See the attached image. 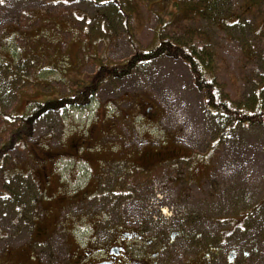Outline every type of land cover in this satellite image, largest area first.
Segmentation results:
<instances>
[{"label": "rangeland", "instance_id": "obj_1", "mask_svg": "<svg viewBox=\"0 0 264 264\" xmlns=\"http://www.w3.org/2000/svg\"><path fill=\"white\" fill-rule=\"evenodd\" d=\"M161 42L204 50L236 106L264 104V0H0V264H72L141 224L199 244L176 256L212 242L219 264H264V126L211 113L183 59L142 63ZM93 84L89 107L19 119Z\"/></svg>", "mask_w": 264, "mask_h": 264}, {"label": "flooded vegetation", "instance_id": "obj_2", "mask_svg": "<svg viewBox=\"0 0 264 264\" xmlns=\"http://www.w3.org/2000/svg\"><path fill=\"white\" fill-rule=\"evenodd\" d=\"M148 105L149 102L147 101L141 103L140 112L143 114V118L156 120V113L153 110L150 111L147 108ZM173 149L169 151L170 153L157 151V153L150 154L149 160L160 158L174 160L179 153L176 150L177 148ZM148 154H145L147 158ZM162 162L163 160L160 163ZM146 164L148 165V160ZM83 187V190L90 188L89 185ZM83 187H80L76 194ZM82 196H85L84 193H82ZM106 232H108V236L102 243L97 242L93 245L92 242L88 250L78 248L74 256L77 261L72 264H210L211 262L219 264L216 257H214L219 253V250L216 246H213L212 242L204 244L206 248L194 257L186 258L174 255L170 251L174 245L182 243L184 248L199 245L190 241L180 242L181 237H183L182 233L172 232L165 235L161 231L152 232L148 226L142 224L133 227L115 228V230L110 228ZM45 233L47 231H42L40 236ZM99 238L101 239V237ZM221 240L224 241L225 238ZM229 252L228 263L226 264H238V258L241 257L238 255L240 252L235 249H230Z\"/></svg>", "mask_w": 264, "mask_h": 264}, {"label": "trees", "instance_id": "obj_3", "mask_svg": "<svg viewBox=\"0 0 264 264\" xmlns=\"http://www.w3.org/2000/svg\"><path fill=\"white\" fill-rule=\"evenodd\" d=\"M108 2L109 1L105 2L107 5L101 2H96L95 4L99 5V7L107 8V6L112 3L117 7V4L113 3V1H111L110 3ZM190 44V42H161L160 44L156 45L151 52H146V55H143L141 61H143L142 63H148L163 56H167L173 59H183L189 65L194 75L196 83L195 86L199 90H201L202 93H204L205 105L211 113L220 117H231L230 114H232V118L234 119L236 124L242 122V124L245 126L248 123H250L251 125L258 124L264 126V104L260 102L261 100H257L259 102H256V100H254L251 105H245L243 107L236 106L233 102H231L229 96H227V93L223 91L222 86L220 84H217V82L215 81V76L210 66V56L206 52H204V50L196 51L195 49H193V47L190 46ZM139 65L140 64L138 62L131 61L128 68L131 71L139 67ZM114 71L117 72L115 74L120 77L124 73V70ZM126 72L129 73V71ZM89 87H93L92 94L91 96L86 97L85 95H83V93L87 92ZM263 91L264 88L260 90L258 95L260 96L261 94H263ZM94 96H96V89L94 87V84L93 86L84 85L77 95H74L69 99H55L53 101L43 102V104L36 106V110H28L29 113L20 116L19 119L23 120V122L27 124V122L36 120L41 115L45 116L47 114L50 115L51 113L66 112L74 106L72 104L73 102H77L75 106H78L80 108L86 106L89 107L88 105L91 103L92 99L95 98ZM64 101L66 102L63 103ZM220 140L221 139H218V141ZM180 154L181 153H179L175 157V159L180 158L182 155ZM49 157L50 155L47 156V158ZM164 161L165 160H163V162Z\"/></svg>", "mask_w": 264, "mask_h": 264}]
</instances>
